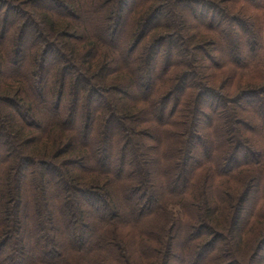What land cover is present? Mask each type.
Segmentation results:
<instances>
[{
    "label": "trees",
    "instance_id": "trees-1",
    "mask_svg": "<svg viewBox=\"0 0 264 264\" xmlns=\"http://www.w3.org/2000/svg\"><path fill=\"white\" fill-rule=\"evenodd\" d=\"M0 264H264V0H0Z\"/></svg>",
    "mask_w": 264,
    "mask_h": 264
},
{
    "label": "rangeland",
    "instance_id": "rangeland-1",
    "mask_svg": "<svg viewBox=\"0 0 264 264\" xmlns=\"http://www.w3.org/2000/svg\"><path fill=\"white\" fill-rule=\"evenodd\" d=\"M220 77H221V76H220ZM220 77H217V79H220ZM242 79H243V80H246L247 77H246V76H243ZM198 153H200V152H198ZM198 153H197V154H198ZM156 169H158V166H155L154 169H153V171H154V175H153V177H157L158 174H159V171L156 170ZM157 171H158V172H157ZM172 210H173V212H174V214H175L176 217L181 218V217H180V216H182V214H181V210H180V208L178 207L177 203H176L175 205H172ZM219 218H222V217L220 216Z\"/></svg>",
    "mask_w": 264,
    "mask_h": 264
}]
</instances>
